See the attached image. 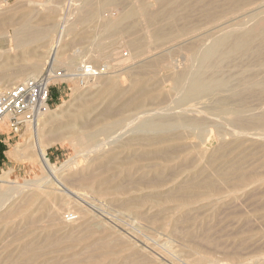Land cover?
Here are the masks:
<instances>
[{"label":"rangeland","instance_id":"obj_1","mask_svg":"<svg viewBox=\"0 0 264 264\" xmlns=\"http://www.w3.org/2000/svg\"><path fill=\"white\" fill-rule=\"evenodd\" d=\"M74 1L76 0H73V4L70 1H62V5L64 4L66 9L63 8L64 11L61 10L57 15L48 11L47 0H0V22L10 18L24 17L33 19L32 26L42 27L48 23L45 21V17L53 19L51 21L53 22L59 15H63V12L66 13L71 7L70 5L73 7L74 5L75 7L84 5V0ZM132 1L134 0H123L113 8L110 6L111 9H108L110 7L107 8L108 11L104 9V12L99 13L100 17L98 16L99 18H96L91 24L80 23L71 28V32L67 33L68 36L64 33L65 38L63 37V39L65 40L61 44L62 57L73 58L64 61L73 67L68 68V65L64 64L59 67L69 69L70 73L75 70L78 63L84 61L99 69L101 76L87 83L84 88L79 87L76 83H65L51 91L50 109L57 110L60 106L61 108L52 114L49 128L45 130L44 142L47 159L57 171L59 170L57 176L49 174L42 168L35 149L31 147L27 149L29 142L22 138L26 134V130L17 136L8 127L0 128V176L4 172H9L8 179L0 182V186L8 189L9 185L11 190L13 187H17L12 190V195L7 194L4 198L5 204L3 203L0 207V218H5L2 219V222L0 219V264H197L195 262L196 255L192 253L194 245L191 246V243L195 244L203 239L205 241L199 242V245L195 244V247L203 243L202 245L208 249L203 247V250L201 245L202 252L209 250L206 253H213L212 255L224 261L223 264H232L233 261L238 262V260H240L239 264L264 263V136L260 135L261 133L255 130L245 132L238 127L225 125L224 131L218 135L217 131L210 126L207 131L213 130L212 134L205 133L207 135L204 134L199 139L195 133L181 131L183 139L173 141L177 144L170 143L174 148L177 147L175 150L181 152L184 157L198 158V168L194 171L200 173L198 178L200 182H198L202 183V188L205 184L208 186L209 183H215L224 188L235 187L231 191L236 193H232L230 198L224 200L225 203H222V206H218L226 209L225 211L222 208L220 211L216 209L217 213L210 211L206 215L204 206L213 204L208 199L203 200L209 196V188L207 187L206 190V186L204 189L196 191V193H200L202 200L186 207L180 208L181 206L176 203L171 204L163 201L162 203L158 202L159 206L153 205L152 202L147 204V199L151 194L158 191L148 186L153 177L150 170L138 171L137 169L146 165V162L140 161L142 153L151 151L139 146H134L132 149L120 148L119 140L121 138L125 141L133 137V126L138 123L136 118L142 113L149 112L154 115L156 112L169 114L173 111L171 108H174L173 102L177 99V94L173 91L172 77L174 73H184L188 69L191 64L189 58L197 48L198 41H192L191 35L188 33V35L173 37L174 39L162 42L164 46L161 43L159 45V43L147 39L146 34L149 29L143 22L136 32L107 34L108 32H105L102 26L103 21L119 18ZM145 1L150 3L151 10L160 9L156 0ZM248 2L243 0L244 11L241 9L243 12H238L239 15L223 10L216 15L222 20V24L227 23V19L231 21L227 23L228 25L236 24L239 21H248L249 11L261 8L264 5V0H249ZM30 3L32 4L30 5ZM59 3L61 4V2ZM246 4L250 6H246ZM193 11L192 17L189 19V21L193 20L192 24L204 25L207 23L206 21L199 22L204 21L199 7ZM223 12H226L225 16L234 17L227 18V16H223ZM98 19L99 21H96ZM198 19L199 21L196 23ZM97 24L99 25L97 26ZM183 26L184 22H179L177 28L181 29ZM208 27L203 26L202 29ZM202 29L199 30V34H202L200 32L203 31ZM144 31L145 33H143ZM61 33H63L61 29L56 30L53 36L54 41L63 35ZM173 40H176L175 43ZM8 42L7 39L1 38L0 50L12 49L13 45ZM138 42L142 43H139L142 45L140 51L135 47ZM50 44L39 42L26 46L18 52L10 51L3 55L0 59V92L25 81L30 76H40L51 67L52 62L47 57ZM97 46L100 49H105L104 54L90 57L89 49L97 50ZM41 47L46 48L41 49ZM156 54L158 55L156 57L158 66L152 70L148 65ZM167 61L172 63V69L164 68ZM244 63V65L237 64V67L232 64L227 65L224 68L225 75L234 77L242 68L245 69L249 66H251L250 70L255 68L253 64L252 66L248 62ZM109 79H116V89L107 97L99 96L98 83ZM91 83L93 86H89ZM143 88L148 89L147 99L146 96L138 94ZM130 98L134 99V103L119 112L121 105ZM90 99L92 101H89ZM93 104L94 106H92ZM257 104L256 98L248 100V106L251 108ZM108 107L113 111L114 117H112L115 120L123 121L122 125L112 133L113 137L99 136L95 149L83 151L77 146L74 136L83 133L86 131L85 128L99 121L102 111ZM59 111H62L61 114ZM175 112H179V110ZM56 113L60 116H55ZM86 123L88 125L85 126ZM157 150H159L158 147L152 149V151ZM10 153H13V156H10ZM21 154L26 156V159ZM132 160L137 161L135 164L138 167L136 166L137 168H132L131 172L125 173V167L130 171L129 168L133 165L130 163ZM72 161L76 163L74 164ZM155 162L157 163L159 160L153 161V163ZM225 171L226 174L229 171L228 177L225 176ZM252 171H256L260 178L252 183L249 182V185H238L237 178L240 174ZM145 173L149 175L144 177ZM84 178L91 180L96 178L97 183L92 187L91 184L83 182ZM225 178L232 181L228 180L227 183L224 181ZM186 179L187 177H185ZM38 181L40 182L38 183ZM121 186L127 189V193L124 195L118 191ZM171 187L173 184L165 188L166 190H162L169 192V190L172 191ZM67 189L79 194L82 201L90 203V206L81 203L83 207L86 205L89 209V216L77 215L75 204L77 198L74 195L70 196ZM37 191H40L42 196L38 195L33 204L27 207L28 209H23L26 198ZM20 193L21 195H19ZM156 197L157 200H160L158 196ZM177 207L180 208L179 211L176 209ZM58 209L62 213L57 216L58 221L54 223L51 213L54 214ZM10 212H14V215L8 216L7 214ZM220 212L223 213L220 214L222 218L219 217L220 215L218 216ZM215 213L218 217L215 216ZM70 214H74L76 220L69 221L67 217ZM205 218L211 221H207ZM203 219L207 221H205L206 224L201 221ZM218 219L220 220L218 221ZM215 223L216 226H214ZM207 224L210 229L206 230ZM188 236H191L190 239ZM205 237L207 238L205 239ZM75 239L80 241L76 242ZM191 239H196V242H194L195 240L192 242ZM205 242L206 244L209 242V244L205 245ZM216 242L220 246L219 249L211 248L212 245L218 248L215 245ZM26 246L34 252L26 255L23 251ZM213 249L217 251L210 252ZM154 254L155 256H153Z\"/></svg>","mask_w":264,"mask_h":264},{"label":"bare ground","instance_id":"obj_2","mask_svg":"<svg viewBox=\"0 0 264 264\" xmlns=\"http://www.w3.org/2000/svg\"><path fill=\"white\" fill-rule=\"evenodd\" d=\"M62 1H65V2L70 1L71 4H73V0H59L56 2L54 0H47V3L49 5L48 11L52 14H57V15H58V12H60L61 10L64 11V9L66 8H64V4L62 5ZM121 1L123 0H84V2L82 1L84 5L83 6L80 5L81 7L80 6L75 7V5L73 7L72 5H70L71 7L69 8L67 6L69 10L66 11V13L63 12L64 14L61 16L60 15L58 17L56 16L57 18L53 22H51L53 19L51 18L47 19V17H45V21L48 23L47 25L42 26V27L32 26L33 19H26L24 17L18 18V19L10 18L9 20L6 19L5 21L2 20V22H0V39L1 38L7 39L13 45V48L10 50H4V49L0 50V59H2L3 55H5L6 53H9L10 51L18 52L21 49H24L26 46H29L31 44H36L39 42H47L49 44L51 43L49 51H48V56H47L48 60H50V62L56 63L58 66L61 64H64L67 66L68 64H66V62L64 63V61L66 60L68 61L73 58L70 59L68 57V59H66L62 57L63 49H62L61 44L65 40L63 39V37L65 38L64 33L66 34V36H68L67 33L71 32V28H73V26H76L77 24H80V23H90L91 24L96 18L100 17L99 13L104 12L105 11L104 9L108 11V9H111L110 6H112L113 8V6H116V4H119ZM156 1H157V4H159V7H160L159 10H151L149 8L150 3L148 4L147 1L145 0H134L131 3H129L127 10L126 11L124 10L123 11L124 13L119 18L114 19V20H109L107 22L103 21L102 26L104 27L105 32H108L107 34L116 35L118 33L121 34L125 32H133V31L136 32L137 28H139L141 23L143 22L144 24H146L145 27H148L147 29H149V30L145 29L147 30V34H146L148 36L147 39L149 38V40L154 41V43H159V45L162 44L163 46L164 44L162 42L164 41L167 42L166 40L174 39L173 37L177 38L185 34L188 35V33L191 35L190 37L192 41H198L197 42L198 44L195 42V44H197L196 45L197 48L195 49L193 55L190 56L189 58L191 59V64L188 67V69L184 73H174V76L172 77L173 78L172 80L173 81V91H175V93L177 94V99L173 102L174 108L173 109L171 108V110H173L174 113H172L173 112L172 111L169 114H165L166 112L164 111L165 113L156 112L154 115H151L149 112H144L141 114V116H138L136 118L138 123L135 126H133V131L131 130L133 132V137L125 141H123L121 138L119 140L120 148L132 149L134 146H139V147L149 149V151H151L148 153H142L143 155L140 157V161L146 162L145 163L146 165H142V167L137 169L138 171H141L144 169L146 171L150 170V174L153 177L151 178V181L148 183L149 184L148 186L158 191L157 192L158 194L157 193L151 194L149 199H147L148 203L147 202L146 203L149 204V202H152L153 205L159 206L158 202L160 201V203H162L163 201V202H167L171 204L176 203V205L178 204V206H181L180 208H182V207H186L187 205H191L193 203L199 202L200 199L202 200V196L200 195V193L197 192L198 195L196 193L198 189L202 188V183H199L200 181L198 180L200 173L197 171H194V170H197L198 168V161H197L198 158L194 157L190 159L187 156L186 158L181 154V152H178L175 150L177 149V147L174 148L170 144L173 141H181L183 139L182 132L188 133L187 131H189L191 134L195 133L197 138L200 139L204 136L205 133L212 134V132H214L213 130L207 131V129L210 126L213 127L214 130L217 131L218 135H220V133L224 131L223 127L226 125L227 127L228 126L238 127L242 129V131H245V132L250 131V130H255L261 133L260 135L264 136V7H263L264 5L261 6V8H259L258 10H256L255 8L256 11H249L250 16H249L248 21H239L236 24L228 25L227 23L231 22L230 20L227 19L228 22L222 24L221 23L222 20L219 19L218 18L219 16H217L216 14L222 10L230 11V12L232 11V13L235 12L237 14L238 12L240 13V11L243 10L242 8L243 0H209V1L207 0H156ZM244 1H247V3H249L248 2L249 0H244ZM59 2H61V4ZM31 4L32 3H30V5ZM246 6H250V5L246 4ZM196 7L200 8L201 15L204 20V21H199L198 19L196 23L198 21L202 23L206 21L207 22L206 24L204 25L200 24V25L202 27L204 26L205 28L206 26H209L207 29L203 30L199 24L198 25L192 24L191 22L193 20L189 21L190 17H192L191 14L194 12L193 10H195ZM84 8L85 10H83ZM225 13L223 16H225ZM226 16L227 18L232 17L230 15L229 16L226 15ZM96 21H99V19ZM234 21L236 22L237 18ZM179 22H184V26L181 29L177 28L179 25ZM98 25L99 24H97V26ZM60 29L63 32L61 34H63L64 36L60 35L59 37H57V40L54 41L53 36L56 33V30H60ZM201 29L203 30V31H200L202 32V34H199V30ZM143 33H145V31ZM175 41L173 40L174 43ZM139 43L141 42H138V44H136L135 46L136 49H138V51H140V48H141L140 46H142L141 45L142 43L141 44ZM150 44L152 45V42ZM42 48H46V47H41V49ZM96 49L97 50H95L94 48L93 50L89 49L88 53L90 57H92V55L101 56L105 52L104 51L105 49H100L98 46L96 47ZM36 56L38 57V55ZM114 56L116 58V55ZM157 56L158 55L156 54V56L153 57V59L151 58L152 56L149 57L152 60L149 63L148 67L151 68L152 70H155L158 66V62L156 58ZM244 62H248L251 65L252 64L255 65V68L252 67L254 69L250 70L249 68L251 66L249 67L246 66L248 68H245V69L242 68V70L238 74L235 73L236 75L234 77L225 75L224 68L227 65L232 64V65H236L237 67L239 64L241 63L243 64ZM70 66L68 65L67 67L68 68L73 67V66L71 67ZM164 68L172 69L173 68L172 63L170 64V62L167 61ZM71 73L72 72H70L69 74ZM31 77H34V76H30V78ZM115 80L109 79V80L104 81L103 83H98L99 84L98 95L107 97L110 94H112V92L117 87V82ZM89 86H93V84L91 83V85ZM148 93H149L148 89L143 88L139 91L138 94L142 96H146L145 98L147 99ZM250 98L251 99L256 98L258 102V104L252 108L248 106V100ZM89 101H92V99H90ZM132 103H134L133 98H130L129 100L125 101L124 104H122L121 107L119 108V112H121L123 109L129 108L132 105ZM92 106H94V104ZM60 108L61 106L57 110H51V109L47 110L45 113H43L40 116L35 126H28L26 128V134L23 135L24 137L22 136V138H25L26 142H29L27 149L31 147L37 151L42 168L45 171H47L49 174L55 175V176H57V172L59 170L57 171V169L54 168L49 162V160L47 159L46 152H45L46 144L44 142V137H45V130L49 128V125H50L49 120L50 118H52V114L60 110ZM177 110H179V112H175ZM102 112L103 113L99 121L85 128L86 131H83V133H79L74 136V139L77 142V146L81 148L83 151L95 149V146H97L96 143L98 142L97 140L99 136H105L108 138L113 137L111 136L112 133L122 125L123 121L115 120L113 118L114 113L113 111H111L110 107L106 108ZM58 115L59 114L56 113L55 116H58ZM88 123H86L85 126L88 125ZM91 123L93 122L91 121ZM6 127H8L6 121L0 124V128H6ZM236 133L238 132L236 131ZM121 136L123 137L124 135H121ZM173 143L177 144L176 142H173ZM157 147L159 150L152 151L153 148L157 149ZM9 155L13 156V153H10ZM21 155L24 159H26V156H24L23 154ZM155 160H159V162L153 163V161ZM135 162L137 161L132 160L130 163L133 165L129 168L130 171L127 170L125 167L124 172L129 173L131 172L132 168H137L138 166L137 164H135ZM110 164H111V161H110ZM124 164L127 165L128 163H124ZM232 170H233V167H232ZM226 173L227 172L225 171V176L227 175L226 177H228L229 171H228V174ZM257 174L258 173L256 171H252L249 173H241L239 178H237L238 185H246L249 182L252 183L253 181L258 180V178L260 177ZM145 175L148 176L149 174L145 173L144 177ZM8 177H9V172L8 173L4 172L2 176H0V182H4L6 179H8ZM185 177H187L186 180H185ZM225 179L224 181H227V183H228V180L229 182L232 181V180L230 181V179H226V180ZM96 181H97L96 178H93V180L84 178L83 180V182H86L87 184H91L92 187H94L93 185L97 183ZM10 182L12 181L10 180ZM39 182L40 181H38V183ZM38 183L36 182V184ZM224 183L226 184V182ZM170 184H173V187L170 188L172 189V191L170 190L169 192L165 191L166 190L165 188H167ZM122 186L119 187L118 191H120V194L124 195L127 193V189L124 187L122 188ZM205 186L206 184L204 185V188ZM9 187L10 186L8 185V189H6V187L0 186V207H2L4 203V198L7 196V194L10 193L9 196L12 195L11 194L12 190L17 188L16 186H15L16 188L12 186L13 188L11 190ZM207 187L210 190V191L208 190L209 196L205 197L203 200L208 199L210 200V203H213V204L212 205L209 204L207 207L204 206L205 208L204 211L206 213L210 211H212L211 213H213L216 211V209L220 211L222 207L219 208L218 206L221 205L222 203H225L224 200L226 198H230L232 196V193H236L235 191L234 192L231 191L233 190V188H235V187L232 188L231 186L224 188L221 185H218L215 183H209L208 186H206L205 188L206 190L208 189ZM162 189H165V190H162ZM15 191H18V190H15ZM40 193H41L40 191H37L35 193L33 192V194L28 197L26 196L27 198L24 197L26 198V201L24 203L23 209H28L27 207H30L33 204L36 197L40 195ZM67 193H69L70 196L74 195L77 198V200L75 201V204L77 206V211H78L77 215L89 216L90 211L89 209H87V206L85 204L90 206V203H87L86 201H82L83 199L79 198L80 197L78 196L79 194H76L72 192L71 190L67 189ZM19 195H21V193ZM155 195L158 196L160 200H157V197ZM214 201H216L215 204H214ZM82 202L85 203L84 204L85 207L81 205ZM176 209H178V207ZM20 210L22 212V209ZM13 213L14 212H10L7 215L8 216L14 215ZM61 213L59 209L56 210L54 214L51 213L52 221L54 223L58 221L57 216L60 215ZM216 213H215L216 217H218L221 214L220 212L218 213V216H217ZM206 215H208V213ZM221 215L219 217L222 218ZM6 216H3V217H6ZM2 219L4 220L5 218H2ZM2 219H1V222L3 221ZM220 219H218V221ZM201 221H204V219ZM205 221L204 223L206 224L207 221H211V220H207L206 222ZM201 224L202 222L200 223V226ZM206 226L208 227V224ZM214 226H216V223ZM207 227H205L206 230L210 229L209 227L208 228ZM205 228L203 229L204 231H205ZM244 229L242 230L244 231ZM172 235L174 234L172 233ZM190 237L188 239H190ZM207 237H205V239ZM196 239H191V241L195 240L194 242H196ZM74 241L77 242L80 240L75 239ZM201 241L204 242L205 240L203 239ZM201 241L199 240V242ZM211 241L213 242L214 240H211ZM197 242H198V239H197ZM206 242H205V245H208L209 242L207 244ZM198 243H195V244H198ZM195 244L191 243V246L194 245L192 246V249H193L192 253L196 255L195 262L197 264H223L224 263V261L212 255L213 253L212 254L206 253L209 250H207L208 249L207 247L202 245L203 243H200V246H197V247H195ZM201 245H202V249L204 250L203 247H205L207 248L205 249L207 251L202 252V249H200ZM215 245H217V242L215 243ZM27 246L23 250L26 253V255L33 253L34 251L30 247H27ZM219 247L220 246H218V248L213 247V245L211 246V248H216V249H219ZM212 251H214V249L210 250V252ZM216 251L217 250H215L214 253ZM231 252L233 253V251ZM153 256H155V254ZM231 256L232 255H230V257ZM30 259L29 261H31ZM232 260H231V263H232ZM239 261L240 260H238V262ZM238 262L233 261L234 264H239Z\"/></svg>","mask_w":264,"mask_h":264},{"label":"built area","instance_id":"obj_3","mask_svg":"<svg viewBox=\"0 0 264 264\" xmlns=\"http://www.w3.org/2000/svg\"><path fill=\"white\" fill-rule=\"evenodd\" d=\"M55 65L52 62L40 76L28 78L0 93V124L6 121L9 130L19 136L28 126H35L40 116L50 109L53 88L65 83L84 88L101 76L99 69L84 61L71 74ZM67 219L74 221L76 216L70 214Z\"/></svg>","mask_w":264,"mask_h":264},{"label":"crops","instance_id":"obj_4","mask_svg":"<svg viewBox=\"0 0 264 264\" xmlns=\"http://www.w3.org/2000/svg\"><path fill=\"white\" fill-rule=\"evenodd\" d=\"M3 132V131H2Z\"/></svg>","mask_w":264,"mask_h":264},{"label":"trees","instance_id":"obj_5","mask_svg":"<svg viewBox=\"0 0 264 264\" xmlns=\"http://www.w3.org/2000/svg\"><path fill=\"white\" fill-rule=\"evenodd\" d=\"M2 151V150H1Z\"/></svg>","mask_w":264,"mask_h":264}]
</instances>
